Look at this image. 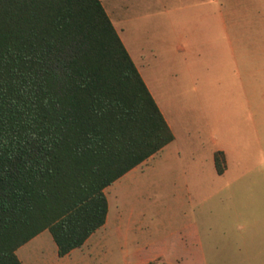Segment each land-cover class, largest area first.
Instances as JSON below:
<instances>
[{
    "label": "rangeland",
    "instance_id": "1",
    "mask_svg": "<svg viewBox=\"0 0 264 264\" xmlns=\"http://www.w3.org/2000/svg\"><path fill=\"white\" fill-rule=\"evenodd\" d=\"M101 2L174 138L104 188L106 221L76 264L157 255L242 264L245 250L264 245V0ZM216 149L226 161L220 174ZM26 248L29 264L78 260L57 255L48 229Z\"/></svg>",
    "mask_w": 264,
    "mask_h": 264
},
{
    "label": "trees",
    "instance_id": "2",
    "mask_svg": "<svg viewBox=\"0 0 264 264\" xmlns=\"http://www.w3.org/2000/svg\"><path fill=\"white\" fill-rule=\"evenodd\" d=\"M173 138L101 0H0V264L44 229L82 245L104 188Z\"/></svg>",
    "mask_w": 264,
    "mask_h": 264
},
{
    "label": "crops",
    "instance_id": "3",
    "mask_svg": "<svg viewBox=\"0 0 264 264\" xmlns=\"http://www.w3.org/2000/svg\"><path fill=\"white\" fill-rule=\"evenodd\" d=\"M104 6V5H103ZM104 8H105V6H104ZM105 10H106V8H105ZM106 12L108 13V15H109V17H110V14H109V12L106 10ZM111 18V17H110ZM112 20V19H111ZM112 23H113V21H112ZM113 25H114V23H113ZM115 26V25H114ZM116 28V27H115ZM116 30H117V28H116ZM117 32H118V30H117ZM119 34V33H118ZM120 36V35H119ZM120 38H121V36H120ZM121 40H122V38H121ZM125 45V44H124ZM126 47V46H125ZM127 48V47H126ZM128 50V52H129V49H127ZM130 54V53H129ZM132 57V56H131ZM132 59H133V57H132ZM134 61V60H133ZM135 63V62H134ZM135 65L137 66V64L135 63ZM138 68V67H137ZM139 70V69H138ZM140 72V71H139ZM141 74V73H140ZM141 76H142V74H141ZM143 77V76H142ZM143 79H144V81H145V83H146V85H147V87L149 88V90H150V92L152 93V95H153V97L155 98V100H156V102H157V104H158V106H159V108H160V110H161V112L163 113V115H164V117H165V119H166V121L168 122V124H169V126L171 127V129H172V126H171V122L169 121V118L168 117H166V115H165V113H164V110H163V108H162V106L158 103V101H157V99H156V97L154 96V94H153V92H152V90H151V88H150V86H149V84L146 82V79L143 77ZM173 130V129H172ZM165 146V145H164ZM163 146V147H164ZM162 147V148H163ZM161 148V149H162ZM161 149H159V150H161ZM158 150V151H159ZM155 154V153H154ZM135 167V166H134ZM133 168V167H132ZM131 168V169H132ZM226 168V167H225ZM130 170V169H129ZM128 170V171H129ZM225 170V169H224ZM224 172V171H223ZM222 172V173H223ZM126 173V172H125ZM106 218H107V215H106ZM105 221H106V219H105ZM105 223V222H104ZM104 223L101 225V226H99V227H102L103 225H104ZM98 229V228H97ZM96 229V230H97ZM96 230H94L88 237H87V239L83 242V244L82 245H80V246H78V247H74V248H72L69 252H67V253H65L64 255H61L62 257H71L72 255H75V258L74 259H78L76 262H75V264L76 263H78V261L79 262H81L80 261V259L79 258H81V257H83L84 256V254H86V253H92L94 250H95V245H96V243H94L95 241H91V238L93 237V235L95 234V231ZM43 231V230H42ZM41 231V232H42ZM41 232H39L38 234H36L35 236H33V237H31L29 240H27L25 243H23V244H21L19 247H17V249H16V253H17V255H18V257L20 258V260H21V262H22V264H29V260H28V258H27V255H26V247H27V245H29V243L31 242V241H33L34 239H36L39 235H40V233ZM254 239H256L255 237H253ZM258 239H259V241L261 242V240H262V238H261V236H260V238L258 237ZM245 248H247V249H249V248H251V247H249V246H245ZM253 250H254V252L253 253H251V252H246V250H245V254H244V256H243V258H242V260H241V262L240 263H242V264H262V261L263 260H261V258H262V254H263V250H264V245H262L261 243L258 245V246H253ZM19 251H21V252H19ZM75 251H78L77 253H75ZM88 251V252H87ZM56 253H57V247H56ZM75 253V254H74ZM58 255V254H57ZM158 256V255H157ZM156 256V257H157ZM155 257V258H156ZM155 258H151V259H154L155 260ZM148 260H150V259H148ZM148 260H146V261H148ZM156 260H163V259H160V258H157ZM146 261H144V262H146ZM72 264V263H71Z\"/></svg>",
    "mask_w": 264,
    "mask_h": 264
}]
</instances>
